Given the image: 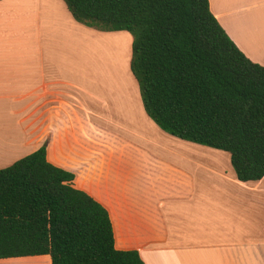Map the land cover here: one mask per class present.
Wrapping results in <instances>:
<instances>
[{"label":"crops","instance_id":"crops-1","mask_svg":"<svg viewBox=\"0 0 264 264\" xmlns=\"http://www.w3.org/2000/svg\"><path fill=\"white\" fill-rule=\"evenodd\" d=\"M208 1L264 66V0ZM123 32L100 36L63 0H0V169L45 144L47 160L108 210L116 248L137 250L145 264H264V176L238 180L228 152L160 129L134 77L127 89L120 75L101 74L95 56L119 61L105 50L130 37Z\"/></svg>","mask_w":264,"mask_h":264},{"label":"trees","instance_id":"trees-1","mask_svg":"<svg viewBox=\"0 0 264 264\" xmlns=\"http://www.w3.org/2000/svg\"><path fill=\"white\" fill-rule=\"evenodd\" d=\"M74 19L133 36L130 71L163 131L230 154L237 179L264 176V66L251 61L208 0H63ZM47 160L46 145L0 169V258L145 264L115 246L108 210Z\"/></svg>","mask_w":264,"mask_h":264},{"label":"rangeland","instance_id":"rangeland-1","mask_svg":"<svg viewBox=\"0 0 264 264\" xmlns=\"http://www.w3.org/2000/svg\"><path fill=\"white\" fill-rule=\"evenodd\" d=\"M94 29H97V28H94ZM97 30L101 33L100 36H103L104 33H106V31H104V30H100V29H97ZM123 33L129 34L131 37V40H130L129 36H127L126 38L119 39V41L115 42L112 46H107L111 50L108 49L107 47L105 50V52L111 51V54L113 53V54H117L118 56H120L121 58L119 59V61L117 59H114L113 57L109 58L108 56L105 55L108 53H105L104 56H102V57L98 56V58H96V56H95V59H96V64L99 65V70L102 71L101 74H103L106 77L108 76L109 78H112V77L114 78L116 75H118V76L120 75L121 78L123 77L124 82H125L124 84L126 85V88L128 89L129 87L130 88L132 87L131 78L133 80V75L130 71V67H129V65H127V63L128 64L130 63L133 36H132V34H130L127 31H124ZM106 36L110 37L113 35H106ZM118 47L120 48V50L118 49ZM121 48H123V50H121ZM92 55H93V53H91V57H92ZM125 71H127L126 74H125ZM130 74L132 76H130ZM134 80H133V82H134ZM135 82L137 84V81H135ZM135 82H134V84H135ZM113 83H118V81L112 80V84ZM135 89H136V86H135ZM97 95H98V93H97ZM97 103H98V101H97ZM121 103H123V100L121 101ZM140 103H142V100H140ZM115 110H117V109H115ZM129 126H130V124H129Z\"/></svg>","mask_w":264,"mask_h":264}]
</instances>
